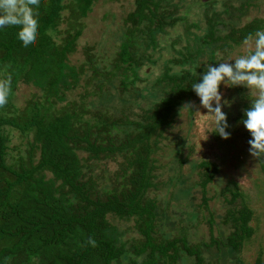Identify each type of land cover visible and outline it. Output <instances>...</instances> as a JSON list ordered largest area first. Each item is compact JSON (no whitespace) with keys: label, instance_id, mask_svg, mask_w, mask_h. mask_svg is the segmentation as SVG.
Returning a JSON list of instances; mask_svg holds the SVG:
<instances>
[{"label":"trees","instance_id":"1","mask_svg":"<svg viewBox=\"0 0 264 264\" xmlns=\"http://www.w3.org/2000/svg\"><path fill=\"white\" fill-rule=\"evenodd\" d=\"M96 1L41 0L38 39L29 47L18 39L17 27L0 28V70L4 73L3 80L11 77L5 113L15 108L12 98L20 83L42 92V100H29L17 117L0 115V264H123L125 260L128 264H176L181 257L179 252L193 257L194 264H205L204 252L220 255L223 260L225 254L231 253L235 256L233 264H243L236 254L253 235L249 208L242 206L229 214L234 229L222 242L212 239L209 244L192 245L185 237L164 239L158 235L155 219L158 204L147 196L153 185L149 175L152 139L166 127V120L182 94L193 93L192 84L202 77L195 72L170 75V95L160 98L149 114H141L134 120L125 115L122 119H105L99 108L90 105L93 110H88L83 97L79 98L80 104L71 101L66 108L54 112L55 104L64 102L67 93L78 86V69L67 58L81 30L68 23L70 32L61 45L55 43L51 33L63 22L62 12L68 10L71 20L76 22L91 12ZM164 1L134 0L135 9L127 17L132 21L128 33L143 34L154 43L156 34L183 21L184 18H171L178 5L173 6L174 11L160 9ZM215 3L216 0H209L204 4L207 32L198 37V49L190 47L192 53L195 51L190 55L220 39L239 44L249 33L262 29L255 20L238 33L217 35L225 23L224 14L234 17L240 9L225 1L218 10ZM72 27L74 34L70 35ZM128 33L120 46L115 68L123 69L124 78L119 85L124 94L137 80L135 69L143 65L129 51L133 38H127ZM241 118L246 119L245 112ZM5 125L17 128L22 135L32 132L27 158H19L12 166L5 162L8 141L3 134ZM113 129L117 130L118 138L112 135ZM248 135L252 139L250 132ZM82 152L87 154V161L121 155L124 163L117 170L116 181L111 184L108 180V187L98 189L97 180L83 170L85 167L91 171V167L80 156ZM256 160L264 175V158ZM200 169L209 180L216 173V167L209 162H201ZM207 183L204 180L203 186ZM227 192L231 196L227 200L229 205L241 197L234 182ZM108 214L135 219L134 230L142 238L137 245H127L121 239L108 222ZM89 237L96 239L97 247L87 244ZM143 254L145 258L140 262L130 258ZM255 264H264V255Z\"/></svg>","mask_w":264,"mask_h":264},{"label":"rangeland","instance_id":"2","mask_svg":"<svg viewBox=\"0 0 264 264\" xmlns=\"http://www.w3.org/2000/svg\"><path fill=\"white\" fill-rule=\"evenodd\" d=\"M225 1H229L235 9H240V12L234 13V17L224 14L225 23L219 27L217 35L238 33L255 20L264 29V0H216L214 7L221 9ZM207 2L209 0H165L160 9L172 11L173 6L178 5L171 18L184 20L156 34L154 43H150V38L143 34L128 33L132 21L127 17L135 9L134 0H98L92 5L91 12L76 22L71 20L68 10L62 12L63 22L51 35L55 43L61 45L70 32L68 23L72 22L81 30L67 58L70 65L77 67L79 81L78 86L67 93L64 102L55 104L54 112L66 108L71 101L80 104L79 98L83 97L86 108H99L105 119H122L125 115L134 120L141 114H149L160 98L170 95V75L195 72L202 77L208 64L218 66V63L230 60L234 64L235 58L249 51V47L243 44L244 40L234 44L220 39L204 46L203 51L198 50L195 57L190 55V47L198 49V37H203L207 32L204 19V4ZM126 32L127 38H133L130 53L143 65L135 69L137 80L128 86V92L124 94L120 92L123 69L115 68ZM73 34L72 27L70 35ZM3 75L0 70V80H3ZM128 75L132 78L129 72ZM99 91L107 95H101ZM220 91L222 103L227 101L223 111L227 115L230 138L224 139L215 132L214 117L207 115L208 110L201 106L195 92L182 94V99L166 120V127H162L157 132L160 135L152 139V151L149 154L152 170L149 175L153 185L147 196L154 198L158 204L155 218L158 235L164 239L185 237L192 245L209 244L212 239L220 242L225 240L234 229L229 214L246 206L252 211L249 226L253 229V235L245 241L236 256L243 264H255L256 259L264 255V175L256 158L249 152V131L243 125L241 116L247 106L251 107L256 92L244 85L225 84H221ZM41 95L42 92L35 87L20 83L12 98L15 108L8 113L0 108L1 117H17L29 100H42ZM188 102H193L195 107L183 109ZM197 110L199 114L195 113ZM111 133L118 138L116 129ZM3 134L8 139L6 165L12 166L19 158H27L32 132L22 135L17 128L5 125ZM80 156L87 161V154L82 152ZM87 162L91 171L83 167L85 174L95 178L97 188L103 189L109 186L108 180H111V184L116 181L117 170L124 159L121 155H115ZM201 162H209L216 167L211 180L200 169ZM204 180L209 183L203 186ZM231 182L237 185L241 193L233 205L227 203L231 198L227 192ZM107 220L127 245H137L142 239L134 230L136 221L133 217L124 219L108 214ZM179 256L176 264H194L193 257L189 258L181 252ZM224 257L223 260L220 255L204 252L205 264H233L234 255L230 253ZM130 258L140 262L145 254L131 255ZM123 264L128 262L125 260Z\"/></svg>","mask_w":264,"mask_h":264},{"label":"clouds","instance_id":"3","mask_svg":"<svg viewBox=\"0 0 264 264\" xmlns=\"http://www.w3.org/2000/svg\"><path fill=\"white\" fill-rule=\"evenodd\" d=\"M41 0H0V28L7 26L17 27L18 39L24 47L34 45L39 35V9ZM254 42V50L252 45ZM243 44L249 47L246 55L234 59L235 63L225 61L218 66L207 65L200 82L192 84V89L200 98L201 106L208 110L214 117L215 132L224 139L230 138L227 131L229 124L227 115L223 111L224 101L220 91L221 84L227 86L244 85L250 90H255L256 97L252 100L251 107L245 110L246 119L242 121L251 133L252 139L248 141L249 152L252 157L264 158V29L249 33ZM11 94V77L0 80V108L8 103ZM215 104V106H213ZM195 107L193 102H188L183 109ZM195 113H200L197 110ZM87 244L97 247L94 237H89ZM83 246V245H82Z\"/></svg>","mask_w":264,"mask_h":264},{"label":"water","instance_id":"4","mask_svg":"<svg viewBox=\"0 0 264 264\" xmlns=\"http://www.w3.org/2000/svg\"><path fill=\"white\" fill-rule=\"evenodd\" d=\"M204 1V0H203Z\"/></svg>","mask_w":264,"mask_h":264}]
</instances>
